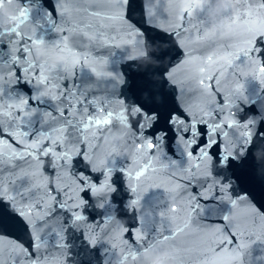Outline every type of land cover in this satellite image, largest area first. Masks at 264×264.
<instances>
[{
    "label": "snow or ice",
    "instance_id": "6c2138e0",
    "mask_svg": "<svg viewBox=\"0 0 264 264\" xmlns=\"http://www.w3.org/2000/svg\"><path fill=\"white\" fill-rule=\"evenodd\" d=\"M105 2L106 0H61L59 14L63 23L56 28L61 33V39L50 44L40 60L28 59L34 43L33 37L19 27L11 32V38L6 42L7 51L0 52V56L8 57L9 72L5 79L9 85L24 82L32 86L56 87L61 94L60 102L55 104V114L44 113V121L48 124L46 131L33 135L25 129L26 119H30L35 113L29 99L22 94L18 95L15 115L7 126L0 122V145L3 146L0 149V199L7 198L12 211L29 225L30 233L36 231V236L28 246L10 244L0 252V264H43L41 249L46 245L41 243L43 237L39 235V229L54 219V209L69 210L68 216L77 226H81L80 222H85L84 235L92 245L97 242L98 233L106 236L113 234V247L121 251L125 259L134 257L136 264H148L151 256L159 249L172 250L173 264H225L226 261L244 264L251 245L264 240V210L251 209V214L244 216L246 223H237L235 210L239 207L250 208L246 203L247 197L230 199L232 211L223 217L224 228L202 226L195 240L191 239L193 230L190 227L182 222L172 223L170 217L181 214L182 200L187 201L193 214L199 215L203 211L200 200L209 199L206 193L224 191L223 183L217 179L221 173L213 176L211 171L213 161L222 169H227L233 161L246 156L249 149L254 151L264 142V131L257 133L255 130L256 121L239 120L231 104L233 97L242 91L243 86L238 79L239 76H244L241 65L255 66L257 71L264 74V20L258 19V14L264 10V0H244L239 7V14L234 15L230 21L232 30L225 33H212L204 19V9L186 0H153L154 5L160 7L161 13L167 9L169 15L175 17L174 23L170 25L172 34L183 37L180 46L188 50L181 70L186 73L192 97L202 102L190 104L186 111L179 115L172 113L167 119L174 130L175 123L182 121L177 139L182 140L185 148H190V151L185 152L187 167L177 165L175 161L165 163L166 157L162 158L158 151L159 145L152 138L156 133L151 131L161 118L158 112L141 104H136L135 107V114L139 119L134 125L135 143L132 144V152L134 157L142 158V163L134 159L136 167L132 171L127 170L129 179L136 181L135 186L130 185L137 194L133 203L138 206L140 198L150 189H162L168 198L167 206L159 212V216L166 222L167 229L162 223L154 236H149L141 229L131 243L125 241L120 244L116 241L121 230L117 229L111 217L94 227L88 224L84 216L88 198L101 192L106 194L114 191L111 169H108V176L105 177L106 165L94 170V162L90 161L88 173L81 171L84 175L76 174L71 184L58 186L53 183L46 188L32 187L29 173L43 168L47 156L59 151L66 167L72 161L75 151V155L85 161L89 150L85 141L87 127L92 125L102 133L109 132L116 118V110L110 103L106 104L102 100L89 101L76 90L69 92L64 84L68 78L42 79L40 70L48 63L49 54L67 53L70 61L64 65L63 70L72 75L76 65L90 63L88 56L76 55L77 52L82 53L89 44L102 47L112 42L111 46L120 47L115 42L123 39V44L130 45L137 54H148L146 51L140 53L143 33L129 25L125 19L123 8L128 0H112L107 12L100 7ZM5 6L15 7L21 13L22 21L30 22L35 28L42 26L39 22L33 23L31 9L22 0H0V7ZM193 17L198 18L197 23H192ZM116 20L122 26L119 33L113 27ZM0 43L5 41L0 40ZM217 52H228L233 62H218ZM214 62L215 67H212ZM99 63L106 64L107 61L100 60ZM175 67L165 73L173 82H176ZM91 68L96 76L108 74L97 71L96 67ZM221 68L231 70V75L224 80L219 78L217 72ZM260 80L264 82V76ZM228 84H233L234 87H226ZM216 97H220L219 101ZM32 99L42 98L34 96ZM118 102L123 105L122 99L118 98ZM229 130L232 132L231 137ZM97 140L103 142L100 138ZM30 141H35L42 147L39 150L24 151V145ZM75 144H84L83 150L72 147ZM13 149L18 150L16 156L12 155ZM97 172L100 175L93 179L92 174ZM102 180L105 181L103 184ZM213 211L210 208L209 214ZM258 224L259 229L256 227ZM52 227L58 232L63 231L59 224Z\"/></svg>",
    "mask_w": 264,
    "mask_h": 264
},
{
    "label": "water",
    "instance_id": "95a60500",
    "mask_svg": "<svg viewBox=\"0 0 264 264\" xmlns=\"http://www.w3.org/2000/svg\"><path fill=\"white\" fill-rule=\"evenodd\" d=\"M262 76L264 74L236 94L231 101L239 120L256 121L257 133L264 131V82L260 80ZM184 127L187 126L184 125ZM178 129L153 137V139L159 145L158 151L162 158L166 157L165 163L175 161L177 165L187 167L185 152L190 151V148H185L182 140L177 139ZM231 136L232 132L229 130V137ZM132 144L134 143L89 148L85 161L76 156L74 151L73 159L66 167L61 154L57 151L56 154L45 158L43 168L29 173L30 183L33 188H46L53 183L58 186L71 184L76 174L81 171L88 173L90 161L94 162V170L106 165L105 177L108 176V169H111V183L114 191L106 194L101 192L88 198L84 209L88 224L94 227L111 217L117 229L121 230L119 239L116 241L120 244L125 241L131 243L135 234L141 229L149 236H154L162 223L167 229V224L159 216V212L167 206L168 197L162 189H150L140 198L139 205H134L137 194L132 191L130 185L135 186L136 181L129 179L127 170L132 171L136 167L133 163L134 159L142 163V158L134 157ZM41 147L42 145L30 141L24 145V151L39 150ZM2 148L3 146L0 145V149ZM75 149L83 150L82 148ZM17 154L18 150L13 149L12 155ZM211 167L213 176H216L218 172L221 173L217 179L223 183L224 191L206 193L209 199L200 200L203 211L199 215L193 214L187 201L182 200L180 202L183 205L181 214L178 217H170L172 223L182 222L190 227L193 230L191 236L193 240L197 238L196 234L202 226L224 228L223 217L232 211L230 199L235 200L244 196L247 197L246 203L250 205V208L239 207L235 210L238 224L246 223L244 216L250 215L251 209L264 210V142H261L254 151L249 149L246 156L233 161L227 169H222L215 161ZM45 169L50 171H45ZM84 173L80 174L84 175ZM99 175L98 172L93 173L92 178L96 179ZM104 182L102 180L101 184ZM210 208L214 210L211 215L209 214ZM68 211L54 209V219L39 229V235L43 237L41 243L46 245L41 249L44 257L43 264H136L134 257L125 259L124 254L113 247L111 239L113 234L106 236L98 233L97 242L94 245L90 244L84 235L85 222L82 221L81 226H77L69 218ZM56 224L61 225L63 231L58 232L52 227ZM256 227L259 229V224ZM35 236L36 231L33 230L30 233L29 225L12 211L7 198L0 199V252L10 244L19 243L26 247ZM158 259L160 264H173L172 250H157L149 259L148 264H156ZM225 264H232V262L226 261ZM244 264H264V240L256 241L251 245Z\"/></svg>",
    "mask_w": 264,
    "mask_h": 264
},
{
    "label": "clouds",
    "instance_id": "9594fccd",
    "mask_svg": "<svg viewBox=\"0 0 264 264\" xmlns=\"http://www.w3.org/2000/svg\"><path fill=\"white\" fill-rule=\"evenodd\" d=\"M201 2H203V0H201ZM156 264H160V260L159 259L156 261Z\"/></svg>",
    "mask_w": 264,
    "mask_h": 264
}]
</instances>
